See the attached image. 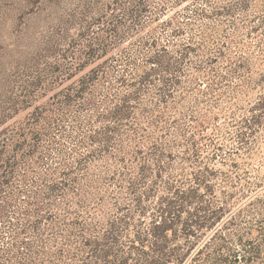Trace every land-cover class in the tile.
<instances>
[{"label": "trees", "instance_id": "1", "mask_svg": "<svg viewBox=\"0 0 264 264\" xmlns=\"http://www.w3.org/2000/svg\"><path fill=\"white\" fill-rule=\"evenodd\" d=\"M10 13L58 61L14 94L0 54V126L71 83L0 131V264H264V0Z\"/></svg>", "mask_w": 264, "mask_h": 264}, {"label": "rangeland", "instance_id": "2", "mask_svg": "<svg viewBox=\"0 0 264 264\" xmlns=\"http://www.w3.org/2000/svg\"><path fill=\"white\" fill-rule=\"evenodd\" d=\"M152 1L160 2V0ZM185 7L186 5L176 10L172 9V11L168 12L169 17L173 16L176 11L183 12L182 9H184ZM190 12L191 11L189 10L186 13ZM24 23L25 21L23 23L20 22L17 16L12 13H10L4 20H0V54L3 56L4 59V64H2V70L4 71V74L8 81L10 78L14 81H17L16 84L13 86V88L17 87V89H15L14 94L17 92V90L21 89V87L25 85V82L32 81L34 77H36L39 73H42L47 68V63L58 61V59L56 60L49 57L47 44L42 43L40 41V46L37 45L36 48L33 50L31 48H34V46H27L28 43L23 44V42L19 41L18 38L25 33V28H27ZM157 26L158 24L154 23L152 25V27L156 29ZM124 46H128V44H125ZM89 70V68L86 69L83 74L88 73ZM70 83V81L61 83L60 85L51 89V91L46 92L43 97L37 99L33 103V107L21 111L12 120H8L7 124L1 125L0 131L6 127L9 128L13 125H18L19 122H24L27 117L34 111V108L36 106H41L50 102V98L54 94L62 92ZM8 84L9 82H3L0 86V99H2L3 101L10 98L11 96V94L7 93L6 90L9 89ZM262 176H264V171L262 172Z\"/></svg>", "mask_w": 264, "mask_h": 264}]
</instances>
